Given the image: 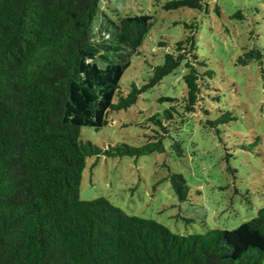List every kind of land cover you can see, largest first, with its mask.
Returning <instances> with one entry per match:
<instances>
[{
	"label": "trees",
	"instance_id": "16d2710c",
	"mask_svg": "<svg viewBox=\"0 0 264 264\" xmlns=\"http://www.w3.org/2000/svg\"><path fill=\"white\" fill-rule=\"evenodd\" d=\"M98 1L0 0V264H264V206L234 229L180 235L104 196L79 197L88 157L138 158L167 150L181 157L178 130L197 113L213 115L204 125L214 129L227 161L231 154L218 126L236 119L229 110H212L220 98L215 71L198 52L193 24H184L188 33L154 64L140 52L151 17L141 10L119 16L108 5L113 19ZM203 5L207 10L203 0H169L163 8ZM233 17L243 15L236 11ZM138 55L150 71L124 93L120 80ZM252 60L264 73L256 45L237 63ZM179 66L186 70L185 90L157 98L167 107L147 117L144 127L152 133L144 134L143 144L100 147L80 137L81 127H105L110 113L135 104ZM259 139L264 142L257 136L243 148ZM168 177L177 199L185 201L186 179L169 167Z\"/></svg>",
	"mask_w": 264,
	"mask_h": 264
},
{
	"label": "rangeland",
	"instance_id": "374dc122",
	"mask_svg": "<svg viewBox=\"0 0 264 264\" xmlns=\"http://www.w3.org/2000/svg\"><path fill=\"white\" fill-rule=\"evenodd\" d=\"M166 1L169 0H99L98 5L113 19L140 10L151 17L152 25L140 52L154 64L161 62L164 52L171 51L173 41L188 33L185 23L196 27L198 52L215 71L213 85L220 96L211 105L212 110L221 108L236 116L234 121L218 126L231 156L225 160L214 129L204 125L206 117L213 115L197 113L187 117L178 130L177 138L184 149L181 157L171 150L138 158L88 157L79 197L104 196L126 213L154 219L180 235L234 229L264 206V142L259 139L249 150L243 148L257 136L264 138V73L256 60L246 65L237 63L246 49L256 45L263 53L264 68V0H203L207 10L205 5L203 9L165 10ZM108 5L117 10V15ZM236 11L242 13V19L233 17ZM160 41L166 45L159 46ZM143 56H133L123 73L120 89L124 93L132 82L139 86L148 75L150 68ZM185 71L179 66L141 93L135 104L110 113L105 127L97 131L81 127L80 137L100 147L122 142L143 144L144 134L152 133L149 126L144 127L147 117L167 107L157 98L181 96L185 90L181 76ZM228 166L235 170L233 174ZM168 167L186 179L189 190L185 201L177 199Z\"/></svg>",
	"mask_w": 264,
	"mask_h": 264
}]
</instances>
